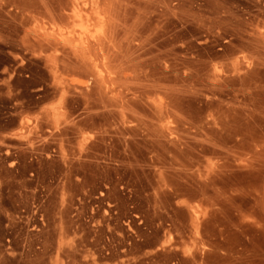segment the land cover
<instances>
[{
  "label": "rangeland",
  "instance_id": "obj_1",
  "mask_svg": "<svg viewBox=\"0 0 264 264\" xmlns=\"http://www.w3.org/2000/svg\"><path fill=\"white\" fill-rule=\"evenodd\" d=\"M92 1L0 0V264H264V0Z\"/></svg>",
  "mask_w": 264,
  "mask_h": 264
},
{
  "label": "bare ground",
  "instance_id": "obj_2",
  "mask_svg": "<svg viewBox=\"0 0 264 264\" xmlns=\"http://www.w3.org/2000/svg\"><path fill=\"white\" fill-rule=\"evenodd\" d=\"M96 15H97V5L95 2L92 1L91 8L89 10L88 9L86 10L84 7H80L79 5H77L75 3V0H73V4L71 6V11H70V18L81 22L82 21L90 22L92 18ZM85 29L87 28L85 27ZM37 30L40 31L45 36H54L57 39L62 40L64 42L70 41L73 43H78L80 45L83 44L82 33L78 34V36H75V34L72 31L63 32L62 30H55V29L47 30L43 27H39ZM97 30L98 29H96L95 32H97Z\"/></svg>",
  "mask_w": 264,
  "mask_h": 264
},
{
  "label": "crops",
  "instance_id": "obj_3",
  "mask_svg": "<svg viewBox=\"0 0 264 264\" xmlns=\"http://www.w3.org/2000/svg\"><path fill=\"white\" fill-rule=\"evenodd\" d=\"M236 217L237 218H235V225L237 226V229L233 231V235H235V237L239 239L235 250H240L245 246H248L250 242V240L248 239V235L243 232V226L245 227L246 225H251V223L246 220H251V214L250 211H238ZM256 224H260V221H257ZM246 238L249 240V242L244 241Z\"/></svg>",
  "mask_w": 264,
  "mask_h": 264
},
{
  "label": "built area",
  "instance_id": "obj_4",
  "mask_svg": "<svg viewBox=\"0 0 264 264\" xmlns=\"http://www.w3.org/2000/svg\"><path fill=\"white\" fill-rule=\"evenodd\" d=\"M100 195L102 196L103 193H100ZM80 205H81V200H80V198H78V199L76 200V205H75L74 208H75L76 210H78V208H79ZM106 205H107V207H109V203H106ZM134 216H135V215H134ZM135 217H136V216H135ZM87 222L90 223L91 227L94 226V223L91 222L89 219L87 220ZM40 223L42 224V219H41V217H40ZM29 229H30V230H39V227H38L36 224H31V225H29ZM106 239H108V238H106ZM106 254H107V253H106Z\"/></svg>",
  "mask_w": 264,
  "mask_h": 264
}]
</instances>
